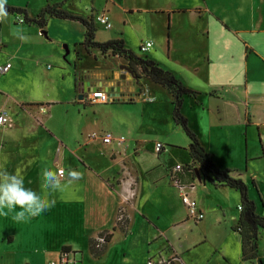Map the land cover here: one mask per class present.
<instances>
[{
  "label": "crops",
  "instance_id": "crops-1",
  "mask_svg": "<svg viewBox=\"0 0 264 264\" xmlns=\"http://www.w3.org/2000/svg\"><path fill=\"white\" fill-rule=\"evenodd\" d=\"M58 1L65 11L94 23L97 15L105 14L111 27L102 25L106 30L101 31L95 27L96 41L122 39L136 55L155 61L199 92L195 98L183 97L181 113L188 127L218 168L234 170V176L247 183L256 214L264 216V0L176 4L166 0L163 5L160 0H13L6 4L25 8L32 17ZM33 2L38 5L33 7ZM133 14L151 17L152 40L145 31L148 27L135 22ZM7 17L0 20V66L10 64L0 73V112L7 114L11 126H0V165L9 173L21 170L26 188L55 203L22 221L13 219L15 212L0 215V264H57L62 247L81 248L60 240L65 233L81 235L89 256L100 264L114 242L119 246L118 264H146L148 258L161 256L175 257L174 264H201L190 257L198 254L205 261L210 226L211 236L221 237L218 250L211 254L219 252L222 264H235L237 260L230 257L234 253L240 264H264L259 251L262 234L257 257L242 259L241 235L234 230L240 205L237 190L197 179L203 196L197 197L196 183L191 196L204 217L194 221L187 216L169 180V171L181 162L171 156L168 146L187 148L188 139L172 120V96L164 87L124 71L122 67L129 65L121 57L86 50L81 45L85 30L79 23L48 18L42 30L17 22L11 14ZM144 41L153 45L141 53ZM86 62L99 71H87ZM117 78L123 81L126 95L89 102L94 90L108 95L107 87ZM103 111L106 118L101 117ZM89 119L95 126L90 131ZM55 124L66 126L71 141L66 131L57 132ZM105 130L123 136L124 143L114 146L90 138L91 132ZM156 143L163 146L158 152ZM44 168L64 169L62 182L70 168L83 175L63 192L45 193ZM141 225L146 226V234L140 243L133 234ZM193 229L197 234L191 239ZM106 234L110 240L105 251L93 256L89 240Z\"/></svg>",
  "mask_w": 264,
  "mask_h": 264
},
{
  "label": "trees",
  "instance_id": "trees-1",
  "mask_svg": "<svg viewBox=\"0 0 264 264\" xmlns=\"http://www.w3.org/2000/svg\"><path fill=\"white\" fill-rule=\"evenodd\" d=\"M62 1L46 4L36 15L28 16L26 9L5 5L7 14L20 17L22 23L34 24L44 30L48 18H60L81 24L84 27V40L81 45L86 50L96 49L101 55H114L125 59L137 77H145L151 82L164 87L172 96V120L188 139L187 148L169 145L172 157H178L182 170L174 173L173 167L169 171V180L173 184L178 181L182 184H195L197 175L200 181H208L216 187H230L240 194V209L237 225L234 230L241 235V256L244 261H252L257 257V242L264 233V216L256 214L255 204L248 197V186L241 178L234 176V170L220 169L213 161L212 155L205 151L199 143L195 133L188 127L187 119L181 113L183 97H196L199 92L189 89L175 77V75L158 65L155 61L136 55L127 48L122 39H111L103 42L95 40L94 22L92 18L73 15L61 8ZM171 157V158H172ZM180 164V163H178ZM121 222V220L119 221ZM126 222V221H125ZM119 224V223H118ZM103 241L100 242L99 239ZM110 235H101L89 240V251L93 256L101 255L106 248ZM70 252L67 246L62 247L61 253ZM76 251H73L75 253Z\"/></svg>",
  "mask_w": 264,
  "mask_h": 264
},
{
  "label": "clouds",
  "instance_id": "clouds-1",
  "mask_svg": "<svg viewBox=\"0 0 264 264\" xmlns=\"http://www.w3.org/2000/svg\"><path fill=\"white\" fill-rule=\"evenodd\" d=\"M7 0H0V20L7 16ZM154 97L152 100L154 101ZM6 162V158H5ZM82 173L74 170H67V180L62 182L64 171H54L51 168L42 170L41 188L47 193L49 190L63 192L71 187L76 181L82 179ZM55 201H49L47 195H41L37 191L24 186V178L21 170L9 173L0 165V215L6 216L9 212H15L13 219L22 221L27 217L38 216L53 206ZM19 208V211H15ZM7 209V211H5Z\"/></svg>",
  "mask_w": 264,
  "mask_h": 264
},
{
  "label": "rangeland",
  "instance_id": "rangeland-1",
  "mask_svg": "<svg viewBox=\"0 0 264 264\" xmlns=\"http://www.w3.org/2000/svg\"><path fill=\"white\" fill-rule=\"evenodd\" d=\"M13 2V0H7V2ZM119 1H121V3H124V0H119ZM160 2H161V4L163 5V3H165V2H167L166 0H160ZM181 1L180 0H175L172 4H176V3H180ZM170 3H171V1H170ZM169 3V4H170ZM127 4H129V6H132L133 7V3L131 2V1H129ZM137 4H139V2H137ZM36 5H38V2H33L32 3V6L33 7H35ZM9 14H7V16H8ZM5 17V19H3V21H5V20H8L7 18L8 17ZM133 18H134V20H135V22H138V23H143V24H145L146 25V27H148V28H146L145 29V31H147L148 33V39H150V40H152L153 39V36H154V34L152 33V30L149 28V24H148V22L150 23V16H148V18L147 19H145L146 17H140L139 15H137V14H133V15H131ZM140 18H142V19H144L145 21H141L140 20ZM166 23H167V20H166ZM96 26L95 27H97V29H99V31H101V30H106V29H104V27L102 26V24L100 25V23L99 22H97L96 20H95V23H94ZM168 27H169V25H168ZM167 26H166V24H165V30H166V32H167V29L166 28H168ZM114 29V28H113ZM111 30V29H110ZM99 31H98V33H99ZM109 31V30H108ZM132 33H135V32H132ZM134 42V39H132V43ZM91 64L92 63H89V62H86L85 64H84V66L85 67H87V71H89V72H98L99 71V69L98 68H93V66H91ZM89 65H90V67H89ZM111 112H113V111H111ZM101 117H103V118H106L107 117V112H101ZM69 120L71 119V117H67ZM89 125H88V128H89V130L88 131H90V130H93V129H95V126H94V124L92 123V120L91 119H89ZM55 129H57V132L58 133H60V134H64L65 133V131H66V133L68 134V137H69V139H70V131H68V130H66V126L65 127H63V126H56V124H55V126H53ZM58 127V128H57ZM105 131H107V132H110V133H112L111 131H109V130H105ZM182 131V130H181ZM102 132H104V131H98L97 132V134L96 135H99V134H101ZM92 133H95V131H93V132H91V134ZM113 134V133H112ZM113 136L114 137H117V135H115V134H113ZM182 136L187 140V137H185L184 135H183V133H182ZM90 138H92L93 139V137H92V135H91V137ZM94 139H97V140H99L98 138H94ZM70 141H71V139H70ZM113 145L114 146H116V145H118V144H116L115 143V141L113 142ZM66 179V173L64 174V177L62 178V180H65ZM242 179V178H241ZM243 180V179H242ZM244 181V180H243ZM196 183V185H198V187H199V189H198V192H197V197L198 198H200L201 196H203V193L201 192V186H200V184H199V182L197 181V182H195ZM251 197H253L254 198V196H255V193H253V192H250V194H249ZM96 208V206L95 205H93V208L91 209L92 211L94 210ZM94 214H96V215H98L99 216V212L97 211V210H95L94 212H93ZM85 220V219H84ZM125 221H126V218L123 216L122 217V220H121V222H122V225L125 223ZM210 228V231H209V234H207L208 235V240H209V242L207 243V245H206V247L204 248V255L206 256L205 258V261L203 262V259L201 258L200 259V256L198 255V254H195V255H191V257H190V259H193V260H199V261H201L202 263L201 264H222V258H221V255L219 254V252H216V253H213L214 255H212L211 254V251L213 252V249L214 248H216L217 250H218V243L221 241V237L219 236V233H216V235H214V238L211 236V226L209 227ZM145 234H146V226L145 225H141V226H139V228L138 229H136V231H135V234H133V238H134V240H136L135 242H137V241H139L140 243L142 242V239H143V237L145 236ZM193 236H191V235H189V237H191V239H193V237L194 236H196V234H197V231L196 230H194L193 229V232L191 233ZM70 235L69 234H63L62 236H60V240H66L68 243H74V245L75 246H81V248L78 250V249H76V250H72V249H70L71 251H79V252H76V253H70L66 258H67V260H66V262L65 263H62L61 261H60V264H82V262H83V264H100V263H98V262H96L95 260L96 259H93L91 256H89V253H88V251H87V244L86 243H84L82 240H81V235H78V236H75V235H73V234H71V237H69ZM184 241V244H185V240H183L182 239V241L181 242H183ZM118 243H116V242H114V244H113V246H111L112 248L110 249V250H108V255H106L105 257H104V260H103V262L101 263V264H118L117 263V261L119 260V254H118V251H116V249L119 247L118 245H117ZM213 247V248H212ZM114 248V249H113ZM82 249H84V250H82ZM169 249H165L164 251H168ZM259 251L261 252V254H263V256H264V234H262L261 235V238H260V240H259ZM60 254H61V249H60V251H59V255H58V259H57V264H59V257H60ZM160 254V253H159ZM209 256H211L210 257V261H208V262H206V260H208L209 259ZM162 257V256H161ZM166 257V256H165ZM213 257V258H212ZM230 257L234 260V261H236L237 260V262H235V264H240V263H238V259H237V256H236V254L234 253L233 255H230ZM55 262V261H54ZM54 264V263H53ZM55 264H56V262H55Z\"/></svg>",
  "mask_w": 264,
  "mask_h": 264
},
{
  "label": "built area",
  "instance_id": "built-area-1",
  "mask_svg": "<svg viewBox=\"0 0 264 264\" xmlns=\"http://www.w3.org/2000/svg\"><path fill=\"white\" fill-rule=\"evenodd\" d=\"M95 20L97 22H99L100 24H102L105 28L109 29L111 27L110 21L108 19V17L105 14H99L95 17ZM16 21L17 22H22L20 17H16ZM153 43L151 41H144L140 44L139 46V51L141 53H146L148 52L151 47H152ZM10 68V64L7 63L3 66H0V73H5L8 69ZM88 100L91 103L94 102H108L109 98L108 95L102 91V90H94L93 92L90 93V95L88 96ZM0 126L1 127H6L9 128L11 126V120L10 118L7 116V114L4 111L0 112ZM94 138H98L101 140V142L103 144H112L114 141L118 144H123L125 139L123 136L119 135L117 137H114L112 133L104 131L99 135H96L95 133L90 134V137ZM163 148L161 143H156L154 150L156 152H158L159 150H161ZM183 168V166L181 164H176L175 167L172 169L174 173L181 171ZM59 170H63L62 168H58L57 171ZM173 185L176 187V189L178 190L180 199L182 201V203L184 204L186 210H187V216L189 218H191L194 221H199L201 219H203L204 214L203 212L199 209L196 200L191 196V191L194 189V184L191 185H186V184H182L179 183L178 181H174ZM238 209H240V207H238ZM100 242H102L103 240L100 238L99 239ZM73 252H64L60 254L59 257V264L60 261L62 263H65L67 260V256ZM76 253V252H75ZM176 261V258L171 256V257H159L157 259L154 258H148V260L146 261V264H174Z\"/></svg>",
  "mask_w": 264,
  "mask_h": 264
},
{
  "label": "water",
  "instance_id": "water-1",
  "mask_svg": "<svg viewBox=\"0 0 264 264\" xmlns=\"http://www.w3.org/2000/svg\"><path fill=\"white\" fill-rule=\"evenodd\" d=\"M121 69V68H120ZM122 69L124 71H127L128 73H130L131 75L134 74V71L130 68V67H122ZM135 75V74H134ZM113 78V77H112ZM123 81H121L120 79H116L115 82H112L107 88H108V96L111 97L110 100H116V99H120L121 97H123ZM129 95V94H128ZM198 180H200V177L197 175Z\"/></svg>",
  "mask_w": 264,
  "mask_h": 264
},
{
  "label": "bare ground",
  "instance_id": "bare-ground-1",
  "mask_svg": "<svg viewBox=\"0 0 264 264\" xmlns=\"http://www.w3.org/2000/svg\"><path fill=\"white\" fill-rule=\"evenodd\" d=\"M93 92V91H92Z\"/></svg>",
  "mask_w": 264,
  "mask_h": 264
}]
</instances>
